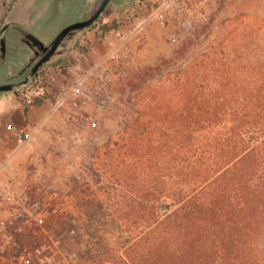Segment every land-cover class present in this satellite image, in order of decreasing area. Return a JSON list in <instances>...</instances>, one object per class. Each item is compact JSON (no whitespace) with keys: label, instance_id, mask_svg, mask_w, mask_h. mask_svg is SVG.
Wrapping results in <instances>:
<instances>
[{"label":"rangeland","instance_id":"374dc122","mask_svg":"<svg viewBox=\"0 0 264 264\" xmlns=\"http://www.w3.org/2000/svg\"><path fill=\"white\" fill-rule=\"evenodd\" d=\"M16 1L0 0V28L14 20ZM97 1L34 0L32 31L50 44L87 19ZM71 46L43 67L70 65L56 77L60 83L97 67L89 80L92 100L59 110L37 101L26 113L20 90L0 97L22 107L18 116L15 108L0 116V133L8 132L0 134V185L11 197L4 258L25 254L32 264H66L95 242L97 230L125 236V242L128 235L117 231L112 212L136 208L130 198H139L149 177L159 180V81L169 104L178 95L170 88L176 79L213 68L252 71L264 47V0H115ZM33 54L13 30L0 78L24 74L37 60ZM21 129L29 135L24 141L16 135ZM30 231L35 238L27 237ZM256 248L264 263V234Z\"/></svg>","mask_w":264,"mask_h":264},{"label":"trees","instance_id":"16d2710c","mask_svg":"<svg viewBox=\"0 0 264 264\" xmlns=\"http://www.w3.org/2000/svg\"><path fill=\"white\" fill-rule=\"evenodd\" d=\"M165 88L160 80L159 180L130 198L136 208L112 212L128 238L97 230L66 264H264V47L252 71L176 79L169 104Z\"/></svg>","mask_w":264,"mask_h":264},{"label":"built area","instance_id":"2783aa9c","mask_svg":"<svg viewBox=\"0 0 264 264\" xmlns=\"http://www.w3.org/2000/svg\"><path fill=\"white\" fill-rule=\"evenodd\" d=\"M71 68L65 61L42 67L32 83L18 92L24 106L30 107L38 101L44 104L52 103L54 108L59 110L67 104L78 107L81 101L92 100L93 93L89 86V80L94 76L97 67H92L86 72H76L73 81L69 83H60L57 81L56 77H64V72L69 73ZM93 126L95 127L96 123H93ZM16 135L20 141L29 138L28 133L23 129L18 130ZM10 200V193H7L0 185V252L7 230V218L4 215V211L6 204ZM0 259H2L4 264H32L30 257L25 254L13 255L9 258H4L0 255Z\"/></svg>","mask_w":264,"mask_h":264},{"label":"water","instance_id":"95a60500","mask_svg":"<svg viewBox=\"0 0 264 264\" xmlns=\"http://www.w3.org/2000/svg\"><path fill=\"white\" fill-rule=\"evenodd\" d=\"M115 0H100L97 1L93 10L88 14V18L78 21L65 28L55 40L50 44H45L32 31V23L28 27L18 21L12 20L7 22L0 29V64L2 54L7 53L8 38L13 30L17 29L21 33V40L24 45L31 48L36 56V61L32 65L28 64L26 72L20 75H8L5 78H0V97L6 93H12L23 89L30 85L38 71L49 62L57 60L67 52L72 50L71 42L75 41L86 30L95 25L99 19L109 10L111 4ZM122 1V0H117ZM124 1V0H123ZM34 2V0H33ZM31 9L29 11V19L31 21ZM2 46V48H1Z\"/></svg>","mask_w":264,"mask_h":264},{"label":"crops","instance_id":"0c3cea01","mask_svg":"<svg viewBox=\"0 0 264 264\" xmlns=\"http://www.w3.org/2000/svg\"><path fill=\"white\" fill-rule=\"evenodd\" d=\"M17 0L11 10V14H13L14 20L18 21L26 26L31 25V21L29 19V11L32 6L33 0ZM6 24V23H5ZM4 24V25H5ZM35 107V104L31 106V108ZM16 109L15 115L18 116L21 113L22 107L19 103H13V101L8 99H1L0 101V116H5L10 114L13 109ZM31 112V109L29 110V113ZM2 134H8V132L5 130L1 131ZM0 133V134H1Z\"/></svg>","mask_w":264,"mask_h":264},{"label":"flooded vegetation","instance_id":"af4514ba","mask_svg":"<svg viewBox=\"0 0 264 264\" xmlns=\"http://www.w3.org/2000/svg\"><path fill=\"white\" fill-rule=\"evenodd\" d=\"M3 26H4V25H3ZM3 26H2V27H3ZM2 27H1V28H2ZM1 28H0V29H1Z\"/></svg>","mask_w":264,"mask_h":264}]
</instances>
